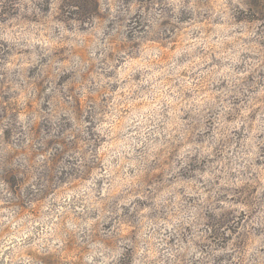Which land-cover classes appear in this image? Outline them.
<instances>
[{"label": "rangeland", "instance_id": "rangeland-1", "mask_svg": "<svg viewBox=\"0 0 264 264\" xmlns=\"http://www.w3.org/2000/svg\"><path fill=\"white\" fill-rule=\"evenodd\" d=\"M0 264H264V0H0Z\"/></svg>", "mask_w": 264, "mask_h": 264}]
</instances>
